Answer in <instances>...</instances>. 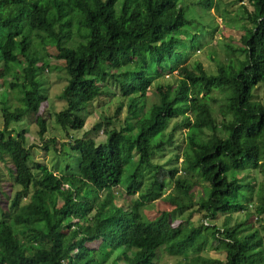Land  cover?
Returning <instances> with one entry per match:
<instances>
[{
	"label": "trees",
	"instance_id": "1",
	"mask_svg": "<svg viewBox=\"0 0 264 264\" xmlns=\"http://www.w3.org/2000/svg\"><path fill=\"white\" fill-rule=\"evenodd\" d=\"M232 1L246 25L206 71L185 61L177 0H0V162L18 187L0 201V264H159L162 248L171 264H264V0ZM106 95L113 112L83 130ZM27 118L62 165L9 132ZM157 198L171 208L148 214ZM189 208L197 226L172 223ZM207 236L222 259L201 253Z\"/></svg>",
	"mask_w": 264,
	"mask_h": 264
},
{
	"label": "rangeland",
	"instance_id": "2",
	"mask_svg": "<svg viewBox=\"0 0 264 264\" xmlns=\"http://www.w3.org/2000/svg\"><path fill=\"white\" fill-rule=\"evenodd\" d=\"M178 5L183 8L184 15L187 18H190L192 21L189 25H186L187 30L190 32L189 34H192L190 36V40L188 42V45L191 48V52H189V59L185 60L186 63L191 61H198L202 67L207 71H213L214 70V64L212 62V59L210 56L214 54L217 58L220 60H224L223 56L224 54V46L222 43L224 41H227L229 39L237 38V36L240 34V28H242L244 25H246V22L240 18V16L237 13V7L238 3L234 2L232 0H213V6H211V14L208 13V10L203 4L199 3H192L197 0H177ZM201 2V1H200ZM224 3H227L226 9H220V7H224ZM251 5L247 4V8H250ZM219 15L217 14V10H219ZM230 41V40H229ZM233 42V41H232ZM223 46V48H222ZM44 53L48 54H55L54 50L52 48L48 49L47 52L43 51ZM47 77H48V98L50 97V100L46 102V107L49 108L51 104H54L52 101L54 100V96L58 94L61 90L62 85L59 81L55 79V71L53 72V64H50V71L47 70ZM175 75V72H173L171 75H169L170 79L172 76ZM165 78V77H164ZM63 84V83H62ZM259 96L261 95L260 91L258 92ZM214 94V93H213ZM102 99V100H101ZM101 99L99 101H106L102 106L94 105L88 106V110L91 112L93 111V114H95L94 117L91 118L88 117L85 124L83 125V130L87 129L89 126L92 125L93 121L96 119V114L99 113L101 110L104 111L106 114H110L113 112L115 104L117 103L118 97H113L109 99V96H101ZM109 99V100H108ZM154 99L153 92H150L146 95V103H149ZM108 102V103H107ZM95 103H97L95 101ZM58 108V107H57ZM125 109L124 107L121 109L117 117L119 120H123L125 116ZM2 125V119L0 117V128ZM13 127V128H12ZM10 128L9 132L15 135L17 132H20L22 129L24 131V140L25 145L30 147V152L32 154V159H40L44 163H46L49 167L52 163H58V165H62V161L57 157V153L60 155V152H53V150L48 146L47 148L43 147V143L38 140L36 136V125L33 122V119H25L17 122L15 125L13 124ZM54 129V127H53ZM79 132V131H78ZM53 134L56 139L55 146L57 149L60 148L61 142L66 141L65 135L62 131L55 128L53 131ZM51 137L45 136L44 139H47ZM183 144V143H182ZM181 144V145H182ZM62 148V146H61ZM66 160L68 163L73 166L75 163V159L67 157ZM179 161V160H178ZM181 172L178 171L177 174H180ZM18 187L12 185L10 182L8 173L6 169L3 166V163L0 162V201L4 205L6 204V201H8L9 197L13 193L14 190H16ZM198 188V186H196ZM114 193L117 197L124 196L123 190L117 189L114 190ZM197 199V195L194 196V200ZM131 202V201H130ZM133 202V201H132ZM131 202V203H132ZM153 209L149 211L147 208V213L155 214L157 211H159L162 207L164 209H170L171 206L162 203L159 198L153 200ZM189 211L191 213L187 216V211H184L183 213H180L179 216H177L172 223H177L179 220L184 222V225L189 226H197V224L200 221V214L194 208H189ZM177 212H175L176 214ZM187 217V222L185 218ZM231 221L230 223H233V221L237 218L236 214L231 215ZM223 216L217 215L211 222L206 221L201 216V223L203 225L207 226H220L222 222ZM255 218L254 215L251 217L250 222L251 224H255L254 222ZM229 223V224H230ZM264 234V232H263ZM211 239L209 236H207V240L204 244L205 251H202V254L209 255L211 257H216V259H222L223 252L218 251V249H214L210 246ZM159 264H171L175 258L171 257L167 250L165 248H162L159 251Z\"/></svg>",
	"mask_w": 264,
	"mask_h": 264
}]
</instances>
